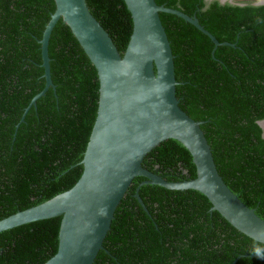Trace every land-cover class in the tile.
I'll return each mask as SVG.
<instances>
[{
    "label": "trees",
    "instance_id": "obj_1",
    "mask_svg": "<svg viewBox=\"0 0 264 264\" xmlns=\"http://www.w3.org/2000/svg\"><path fill=\"white\" fill-rule=\"evenodd\" d=\"M123 55L130 38L121 0H85ZM195 16L218 42L180 17L159 13L174 56L179 107L201 121L216 169L227 187L264 220V5L217 0H155ZM240 4V5H239ZM242 4V5H241ZM53 0H0V220L42 204L80 179L97 115L96 69L60 19L49 44L54 85L44 87L39 40ZM18 125V126H17ZM142 166L169 182L196 177L193 158L172 140L161 142ZM117 206L93 264H264V245L232 227L199 191L136 188ZM145 208V209H144ZM62 216L0 232V264H44L58 249Z\"/></svg>",
    "mask_w": 264,
    "mask_h": 264
},
{
    "label": "water",
    "instance_id": "obj_2",
    "mask_svg": "<svg viewBox=\"0 0 264 264\" xmlns=\"http://www.w3.org/2000/svg\"><path fill=\"white\" fill-rule=\"evenodd\" d=\"M53 1L55 10L39 40L45 84L31 99L20 122L49 88L54 89L48 44L60 19L70 28L96 69L99 81L97 115L77 183L42 204L0 220V232L62 216L57 252L44 264H93L103 249L102 243L117 206L133 179L143 177L145 180L135 193L141 206L144 207L139 197L142 185L196 190L207 197L212 204L211 210L217 211L232 227L264 245V220L223 182L200 128L203 122L193 120L179 107L174 56L159 13L176 15L206 35L214 45L212 57L217 47H235V44L218 42L195 16L157 5L155 0H121L130 24V38L121 55L85 0ZM217 1L236 4L232 0ZM253 5H264V0ZM258 124L264 134V120ZM166 140L176 141L188 150L196 167L195 178L169 182L142 166L144 157ZM253 256L264 257V254Z\"/></svg>",
    "mask_w": 264,
    "mask_h": 264
},
{
    "label": "rangeland",
    "instance_id": "obj_3",
    "mask_svg": "<svg viewBox=\"0 0 264 264\" xmlns=\"http://www.w3.org/2000/svg\"><path fill=\"white\" fill-rule=\"evenodd\" d=\"M259 0H232V2L234 3H248V2H252V3H256Z\"/></svg>",
    "mask_w": 264,
    "mask_h": 264
},
{
    "label": "clouds",
    "instance_id": "obj_4",
    "mask_svg": "<svg viewBox=\"0 0 264 264\" xmlns=\"http://www.w3.org/2000/svg\"><path fill=\"white\" fill-rule=\"evenodd\" d=\"M252 4H254V3H252ZM249 208V207H248ZM252 209V208H251ZM255 210V209H254ZM256 214V213H255ZM257 215V214H256ZM259 217V216H258ZM260 218V217H259ZM263 220V219H262Z\"/></svg>",
    "mask_w": 264,
    "mask_h": 264
},
{
    "label": "flooded vegetation",
    "instance_id": "obj_5",
    "mask_svg": "<svg viewBox=\"0 0 264 264\" xmlns=\"http://www.w3.org/2000/svg\"><path fill=\"white\" fill-rule=\"evenodd\" d=\"M211 1H214V0H211ZM211 1H210V2H211ZM218 2H219V1H218ZM219 3H220V2H219ZM220 4H221V3H220ZM229 4H230V3H229Z\"/></svg>",
    "mask_w": 264,
    "mask_h": 264
}]
</instances>
